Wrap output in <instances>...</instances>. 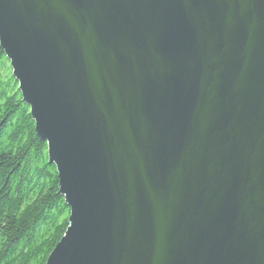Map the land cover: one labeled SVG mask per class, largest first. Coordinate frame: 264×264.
Here are the masks:
<instances>
[{
    "label": "water",
    "instance_id": "obj_1",
    "mask_svg": "<svg viewBox=\"0 0 264 264\" xmlns=\"http://www.w3.org/2000/svg\"><path fill=\"white\" fill-rule=\"evenodd\" d=\"M0 49L69 208L45 264H264V0H0Z\"/></svg>",
    "mask_w": 264,
    "mask_h": 264
},
{
    "label": "trees",
    "instance_id": "obj_2",
    "mask_svg": "<svg viewBox=\"0 0 264 264\" xmlns=\"http://www.w3.org/2000/svg\"><path fill=\"white\" fill-rule=\"evenodd\" d=\"M68 216L46 143L0 49V264H45Z\"/></svg>",
    "mask_w": 264,
    "mask_h": 264
},
{
    "label": "bare ground",
    "instance_id": "obj_3",
    "mask_svg": "<svg viewBox=\"0 0 264 264\" xmlns=\"http://www.w3.org/2000/svg\"><path fill=\"white\" fill-rule=\"evenodd\" d=\"M5 58H6V57H5ZM7 63L9 64V60H7ZM9 67H10V66H9ZM13 79H14V78H13ZM14 80H15V79H14ZM15 81H16V80H15ZM16 83H17V82H16ZM17 88H18V85H17ZM20 96H21V94H20ZM21 99H22V96H21ZM22 101H23V99H22ZM23 103L29 108V106H28L24 101H23ZM29 110H30V108H29ZM34 130H35V128H34ZM64 202H65V200H64ZM69 216H70V213H69ZM69 216H68V219H69ZM66 229H67V228H66ZM65 231H66V230H65ZM64 234H65V232H64ZM64 234L62 235V237L64 236ZM62 237H61V238H62ZM61 238H60V239H61ZM60 239H59V241H60ZM59 241H58V242H59ZM58 242H57V243H58ZM55 246H56V245H55ZM51 252H52V251H51ZM51 252H50V253H51ZM48 256H49V255H48ZM47 258H48V257H47ZM46 260H47V259H46Z\"/></svg>",
    "mask_w": 264,
    "mask_h": 264
},
{
    "label": "rangeland",
    "instance_id": "obj_4",
    "mask_svg": "<svg viewBox=\"0 0 264 264\" xmlns=\"http://www.w3.org/2000/svg\"><path fill=\"white\" fill-rule=\"evenodd\" d=\"M7 60V59H6ZM9 65V64H8Z\"/></svg>",
    "mask_w": 264,
    "mask_h": 264
}]
</instances>
